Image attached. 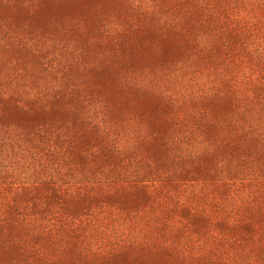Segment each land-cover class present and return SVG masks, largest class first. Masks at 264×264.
Wrapping results in <instances>:
<instances>
[{"label": "rangeland", "instance_id": "374dc122", "mask_svg": "<svg viewBox=\"0 0 264 264\" xmlns=\"http://www.w3.org/2000/svg\"><path fill=\"white\" fill-rule=\"evenodd\" d=\"M0 264H264V0H0Z\"/></svg>", "mask_w": 264, "mask_h": 264}]
</instances>
